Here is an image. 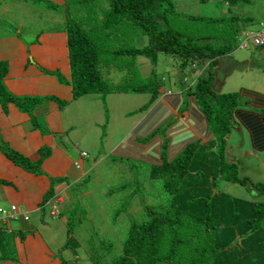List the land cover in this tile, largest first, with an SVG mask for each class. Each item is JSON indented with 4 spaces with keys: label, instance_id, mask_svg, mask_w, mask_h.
Masks as SVG:
<instances>
[{
    "label": "rangeland",
    "instance_id": "obj_1",
    "mask_svg": "<svg viewBox=\"0 0 264 264\" xmlns=\"http://www.w3.org/2000/svg\"><path fill=\"white\" fill-rule=\"evenodd\" d=\"M96 1L98 3H95L92 11L88 8H75L76 6H72L69 0L67 4L70 5L67 7L71 15L77 14L71 18L80 21L82 30L90 35L96 46L99 53L98 71L111 92H108L104 99L96 94L79 97L72 103L70 101L71 104L62 110L65 114L63 118H70L74 125L77 123L75 129L68 128L63 135L64 145L73 149L72 153L75 150H84L88 153L89 162L86 168L89 167L90 172L83 180L72 183L67 190L70 199L66 207L76 210L75 215L71 216L74 224L69 226L68 232L67 226L62 223V215L60 218L59 216L52 218L49 215L50 208L45 206L42 216L39 212L30 213L34 235L27 233L24 235L30 245L35 246L34 253L39 251L37 246L41 237L57 259L58 256H63L67 262L72 260V264H94L96 258V264L112 261L122 252V243L132 223L144 221L151 213H165L169 206V195L163 189L161 179L151 177L150 165L141 160H127L113 152L131 132L132 122L134 120L137 122V118L141 116L142 112L134 110L139 109L150 99L147 92L122 89L146 84L154 78L160 90L158 98H164L163 94L167 91L178 94L181 98L182 93L189 92L194 87L197 72L203 76L208 71L207 64H197V61L180 64L179 58L165 54L158 55V62L155 65L144 56L128 57L114 54L115 49L142 47L147 44V36L139 33L137 28L130 31L125 28L118 36L113 35V30L103 31L100 28L94 31L93 28L102 23L106 9L101 3L104 0ZM54 2L59 3L58 11L47 7L43 1L0 0L2 3L0 34L19 33L30 42L36 41L41 31L62 28L65 18L63 6L66 0ZM171 2L181 13L180 16L174 15L168 20L171 28L191 38L212 36L216 43L224 39L223 42L229 41L232 44L233 51L226 55L229 57L220 58L217 66L213 67L214 87L220 88V92L238 93L241 87L251 86L257 90L264 87V78H261L264 77V57L259 62H252L253 64L250 61L252 54L260 51V48L252 44L239 48L244 31H241L240 27L245 29L246 26L241 22L243 17L251 15L252 18L250 17L247 22L255 25L248 28H256L261 19L259 17L263 15L257 16L253 11L258 6L264 14V0H171ZM186 15L214 18L218 23L209 25L207 22L187 19ZM233 16L237 18L234 22L230 20ZM222 61L227 65H235L236 71L226 70V64L222 65ZM246 67H255L261 75L256 70L245 71ZM67 79L69 80V76ZM178 116L179 113L176 111V118ZM181 117L184 122V111ZM165 140L164 146L169 147L171 142L167 138ZM161 141L163 138L159 143ZM227 143L225 154L230 160L238 163L239 175H247L254 182H264V160L257 158L259 153L253 152L246 129L234 120L227 136ZM216 190L245 200H264V194L250 184L222 180L217 182ZM61 198L58 202H61L63 199ZM9 207L1 208L8 211ZM58 209L60 212V206ZM168 215L175 221L176 214L171 211ZM0 218L4 219L1 213ZM12 220L6 219L8 222ZM183 221L178 229L179 244L175 264H193L189 262L194 257L192 241L195 232L202 235L203 230L200 226L194 227L193 220L185 215ZM181 229H185L186 235L185 231L181 234ZM168 233L161 241L160 254H166L168 251ZM0 237L6 242L2 246L8 249L3 250L16 249L19 252L22 247L19 242L21 238L11 240L3 235ZM199 246L202 251L198 257L204 259L209 253L205 252V246H201L200 237L197 250ZM2 257H7V254H2Z\"/></svg>",
    "mask_w": 264,
    "mask_h": 264
},
{
    "label": "trees",
    "instance_id": "obj_2",
    "mask_svg": "<svg viewBox=\"0 0 264 264\" xmlns=\"http://www.w3.org/2000/svg\"><path fill=\"white\" fill-rule=\"evenodd\" d=\"M32 1H43L47 7L59 10V3L54 2L57 0ZM69 1L72 6H76L75 8H88L91 11L95 8V3H98L96 0ZM104 1H101L104 5L102 7L106 8L102 23L94 27V31L100 28L103 31L113 30V35L118 36L125 31V28L129 31L137 28L139 33L147 36V44L142 47L115 49L114 54L128 57L144 56L152 65L157 64L159 54H165L179 58L180 64L197 61V64L208 66L205 75L201 76L197 72L196 83L191 88L192 90L182 93L181 98L173 94L175 96L171 99L174 104L182 102L181 111L188 110L189 123L194 126L192 131L179 134L171 144L172 147L164 146L167 115L171 118L174 115L165 111L160 115L156 113V108L152 111L151 118L146 125L144 127L141 125L137 129L140 133H145L142 138L144 146L159 140L160 137L163 138V141L159 143L162 147L160 158L157 156V150H154L158 160L150 165V174L153 178L161 179L163 189L169 195V206L165 213H151L144 221L132 223L122 243V252L105 264H175L179 244L178 229L184 222V215L193 220L194 227L200 226L203 230L202 235L200 232H195L192 241V256L194 257L191 258L190 263L264 264V200H245L216 190L217 182L224 180L243 185L250 184L264 194V182H254L247 175H239L238 163L230 160L225 154L228 144L227 136L230 134L234 119L233 111L240 103L241 96L234 91H216L213 67L217 66L220 58L233 51L232 44L229 41L223 42L224 39L216 43L212 36L191 38L171 28L168 20L174 15H181L171 0ZM67 2L68 0L63 6L65 18L62 29L66 33L69 80L59 71L45 70V72L54 74L59 81L68 84L72 99L90 94L99 95L104 99L111 91L98 71L99 53L90 35L82 30L80 21L71 18L77 14L69 13L67 6L70 4ZM186 18L207 22L209 25L218 23V20L214 18L202 16L186 15ZM232 18L230 17V20L233 22L237 19L235 16ZM247 21L248 17H243L241 22L245 26L249 24ZM256 47H264V45ZM7 72V61L0 60L2 109L5 111L7 104L13 103L19 110L30 115L35 126L37 123L32 110L37 105L44 100L51 99L59 107H63L68 101L54 95L17 96L5 87L4 78ZM122 90L150 94L149 101L134 112L149 107L160 94L158 82L154 78L146 84L125 87ZM159 106L162 105L159 103ZM253 124L254 126L250 125V129L254 140L259 143L263 142L264 128L256 123ZM179 128L178 126L177 129ZM168 141L171 142L170 139ZM183 142L184 145L180 148L179 144ZM0 150L15 165L34 174L41 173V163L50 154V148L42 146L38 149L39 157L30 159L1 138ZM135 152L136 150L131 151V148L125 153L123 151L124 158L129 160L130 155ZM149 157L152 158L153 155L150 154L147 159H150ZM53 190L51 185L41 205H44L53 195ZM171 211L176 214L175 221L169 218L168 213ZM184 231L185 229H181V234H184ZM167 233L169 236L168 251L166 254H160V244ZM199 237L201 246H205V252L209 253L204 259L198 257L202 251L200 246L197 250ZM96 261L97 258L93 263L96 264Z\"/></svg>",
    "mask_w": 264,
    "mask_h": 264
},
{
    "label": "crops",
    "instance_id": "obj_3",
    "mask_svg": "<svg viewBox=\"0 0 264 264\" xmlns=\"http://www.w3.org/2000/svg\"><path fill=\"white\" fill-rule=\"evenodd\" d=\"M253 13L257 14V16L258 14L263 15V17H259L261 19L258 24L264 22V14L258 6ZM246 17L248 19L252 18L251 15ZM250 25H255V23L246 25L245 28H247H241V31L250 29L248 28ZM35 40L26 41L19 33L0 34V60H6L8 63V72L4 78L5 87L9 92L17 96L54 95L68 101L63 107H59L51 99L44 100L37 105L32 110L37 126L32 123L27 112L19 110L13 103H8L5 111L0 104V138L2 140L30 159L39 157L38 149L40 147L47 146L50 148L49 156L43 159L41 163V173L39 174L26 171L15 165L0 150V207H8L14 204L28 216V219L25 220L20 214L11 222L0 218V236L3 235L6 239L11 240L17 237L21 238L19 242L22 246L19 252L16 249L5 251L8 249L4 248L2 244L6 242H3L0 237V264H39V259L40 264H72V260L67 262L63 259V256H58L59 258L57 259L49 251L47 243L43 241L40 235H38L40 237L38 243L40 244L37 246L39 251L35 253L33 250L35 246L32 247L28 239H25L27 234H33L34 229V224L30 220V213L39 212L42 216L44 209L40 207L41 202L51 185L54 188V193L51 196L53 198L52 201L56 198H61V196L63 198H61V202H58L61 212L58 218L62 215V223L67 226L68 232L69 226L74 224L71 216L75 215L76 210L66 207L67 201L70 199L67 190L72 183L77 180H83L90 172V168H86L87 162H89V159H87L88 153L84 150H75L72 153L73 149L67 148L62 138L68 128L75 129L77 124L75 122L74 125L70 118H63L65 116L62 111L63 108L68 107L75 100L71 98L70 86L65 82L59 81L54 74L45 72V70L59 71L63 77L68 78L69 60L66 33L62 28L47 29L41 31ZM259 48L260 51L252 54L253 57L257 58L254 59L252 57L250 59L251 63L259 62L264 57V47ZM227 57L229 56L224 58L226 59ZM223 61L222 65L225 66L226 63ZM225 68L228 71H236L235 65L226 64ZM251 70L259 71L255 67L245 68V71ZM259 74H257L256 79H258ZM261 78L264 77L261 76ZM215 89L220 92V88L215 87ZM239 94L241 101L233 111V120L246 129L253 152L259 153L257 158L263 161L264 141L259 143L254 140L250 125L254 126L253 123H256L264 128V87H261L260 90L251 86L241 87ZM171 95L157 98L149 107L138 111L142 112L141 116L137 118V122L135 120L132 122L131 132L113 152L124 157L127 149L131 148V151L135 149L136 152L130 155L129 160H141L148 165L154 164L158 160L157 156L160 158L162 147L159 145V140L162 137L159 140L153 139V141L155 140L153 143L144 146L142 145V138L145 133H140L137 130L141 125L143 127L146 125L155 108L156 113L161 115V112H169L174 115L173 118H176V111L179 113V116L174 119L175 121H172L173 118L167 115V128L164 133L165 137L170 139L171 144L179 134L192 131L194 126L189 123L188 110L184 111L185 121L183 122L181 117L183 111L180 110L182 102L179 101V104L178 102L176 104L172 103L171 99L175 95ZM70 101L71 103H69ZM159 103L162 105L161 107ZM178 126L180 127L179 129H177ZM171 144L169 147H172ZM179 145L182 148L184 142ZM155 146L156 148H154ZM154 150H157V156H155ZM83 152L85 153L84 156L82 155ZM150 154L153 157L147 159ZM51 217L55 218L56 216ZM2 254H7V257H2Z\"/></svg>",
    "mask_w": 264,
    "mask_h": 264
},
{
    "label": "built area",
    "instance_id": "obj_4",
    "mask_svg": "<svg viewBox=\"0 0 264 264\" xmlns=\"http://www.w3.org/2000/svg\"><path fill=\"white\" fill-rule=\"evenodd\" d=\"M243 39L240 42L239 48H244L248 46L249 44H253L255 46H263L264 45V22H260L259 25L256 28L244 30L242 32ZM59 199L56 198L53 203L51 202V199L47 201L46 204L50 206V214L56 215L58 212V203ZM0 213L3 215L4 219H15L18 216L23 217V219L27 220L28 216L26 213L22 212L16 205H10L9 210L6 211L4 209L0 208Z\"/></svg>",
    "mask_w": 264,
    "mask_h": 264
},
{
    "label": "clouds",
    "instance_id": "obj_5",
    "mask_svg": "<svg viewBox=\"0 0 264 264\" xmlns=\"http://www.w3.org/2000/svg\"><path fill=\"white\" fill-rule=\"evenodd\" d=\"M159 91H160V90H159ZM169 95H171V93H170L169 91H167V92L164 93L163 97H164V96H169ZM82 155L84 156L85 153L83 152ZM50 199H51V202L53 203V201H52L53 198H51V197H50L47 201H49ZM47 201L44 203V205H41L40 207H42V208L44 209L45 206H48V207L50 208V206H49L48 204H46ZM12 205H13V204H12ZM57 207H58V203H57ZM0 208H1V207H0ZM1 209H2V208H1ZM43 212H44V211H43ZM43 212H42V214H43ZM49 214H50V210H49ZM59 214H60V212H59V209H58V212H57L56 215H51V214H50V216H56V217H57V216H59Z\"/></svg>",
    "mask_w": 264,
    "mask_h": 264
}]
</instances>
